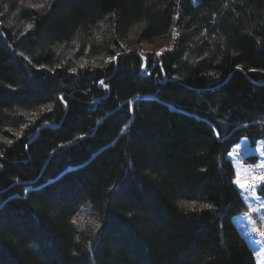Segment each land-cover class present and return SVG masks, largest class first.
Instances as JSON below:
<instances>
[{
  "label": "trees",
  "instance_id": "16d2710c",
  "mask_svg": "<svg viewBox=\"0 0 264 264\" xmlns=\"http://www.w3.org/2000/svg\"><path fill=\"white\" fill-rule=\"evenodd\" d=\"M24 1L0 0V264H256L226 154L264 139V0Z\"/></svg>",
  "mask_w": 264,
  "mask_h": 264
},
{
  "label": "rangeland",
  "instance_id": "374dc122",
  "mask_svg": "<svg viewBox=\"0 0 264 264\" xmlns=\"http://www.w3.org/2000/svg\"><path fill=\"white\" fill-rule=\"evenodd\" d=\"M38 2V0H34ZM24 3L28 5L27 0ZM170 45L168 39H162L156 42H143L139 46L140 52L160 53ZM236 144L240 145L237 151ZM226 154V158L232 165L234 178L232 180L238 194L243 201L246 211L235 215L232 218L234 226L239 234L245 240L251 250L256 264H264V196L258 192L264 186V180L258 177H264V139L257 140L250 144L247 138H240L233 144ZM240 180L245 187L240 188L236 181ZM92 213L89 208H83L75 218V222L82 223L90 220Z\"/></svg>",
  "mask_w": 264,
  "mask_h": 264
},
{
  "label": "snow or ice",
  "instance_id": "6c2138e0",
  "mask_svg": "<svg viewBox=\"0 0 264 264\" xmlns=\"http://www.w3.org/2000/svg\"><path fill=\"white\" fill-rule=\"evenodd\" d=\"M27 3L29 5V7L30 8H33V9L43 8L44 7V4L43 3L34 2V0H27ZM28 27H29V29H31L32 25L30 24ZM20 55L23 56L24 54L21 53ZM25 59H27V57H25ZM38 67L43 68L44 65H38ZM237 67H239V65H237ZM70 71L75 72L76 70L75 69H71ZM99 83L101 85H103L104 87H108V85L105 84L103 80L99 81ZM61 99H62V97H61ZM214 134H216L218 136L219 135V132H216ZM239 148H240V145L239 144H236L235 149H233V151H237ZM232 154H233L232 152H228V155H232ZM258 179L264 180V177H258ZM236 184L239 185L240 188H244L245 187V185L240 180H237L236 181ZM205 207L207 209H212L213 208V205L212 204H207V205H205ZM261 235H264V233H261Z\"/></svg>",
  "mask_w": 264,
  "mask_h": 264
},
{
  "label": "water",
  "instance_id": "95a60500",
  "mask_svg": "<svg viewBox=\"0 0 264 264\" xmlns=\"http://www.w3.org/2000/svg\"><path fill=\"white\" fill-rule=\"evenodd\" d=\"M191 3H192V5H196L197 4V1L196 0H191Z\"/></svg>",
  "mask_w": 264,
  "mask_h": 264
}]
</instances>
